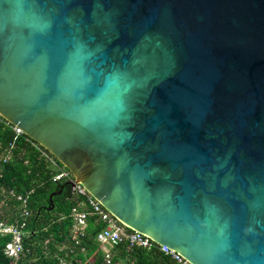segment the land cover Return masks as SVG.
Masks as SVG:
<instances>
[{
	"label": "water",
	"instance_id": "water-1",
	"mask_svg": "<svg viewBox=\"0 0 264 264\" xmlns=\"http://www.w3.org/2000/svg\"><path fill=\"white\" fill-rule=\"evenodd\" d=\"M0 117L188 264H264V0H0Z\"/></svg>",
	"mask_w": 264,
	"mask_h": 264
},
{
	"label": "trees",
	"instance_id": "trees-1",
	"mask_svg": "<svg viewBox=\"0 0 264 264\" xmlns=\"http://www.w3.org/2000/svg\"><path fill=\"white\" fill-rule=\"evenodd\" d=\"M25 139V136L17 138L8 155L14 135L11 129L0 126V203L3 191H13L22 196L27 194V208L31 214L26 235L22 239L24 253L17 261L3 254L11 237L0 236V264H62V261L66 264H107L94 240L101 227H95L91 221H88L86 239L82 245L84 253H80V250L69 253L66 241L71 222L68 215L73 205L68 200L69 187L65 183L55 185L51 182V169L38 159V153ZM7 156L9 160L3 162ZM60 191L61 194H58ZM17 205L11 202L8 208L0 207V222L10 225L19 221ZM109 264L174 263L157 248L147 251L121 244L110 249Z\"/></svg>",
	"mask_w": 264,
	"mask_h": 264
},
{
	"label": "built area",
	"instance_id": "built-area-1",
	"mask_svg": "<svg viewBox=\"0 0 264 264\" xmlns=\"http://www.w3.org/2000/svg\"><path fill=\"white\" fill-rule=\"evenodd\" d=\"M0 126L11 129L14 135L13 144L10 145L8 150V155H10V151L13 149L16 139L25 135L21 130L11 126L1 117ZM25 141L36 150L38 153V159L43 161L48 169H51L53 173L51 176V182L55 185L65 183L69 187L68 200L73 205L68 215L71 226L66 242L69 244L67 249H69L70 254L74 253L76 250H80V253H84L82 245L84 244V239H86L88 221H91L95 227H101V230L96 234L94 240L99 245V250L104 255V262L107 264L110 263V253L105 252L104 248L110 247L112 249L121 244H126L129 248H138L147 251L157 248L162 255L168 257L175 264H188L174 251L164 246L159 247L148 237L133 232L123 226L118 220L104 210L101 204L95 200L86 189L79 184V182H75V178L72 174L46 150L27 137ZM7 160H9L8 156L3 162H6ZM2 201L6 202V204L11 202L18 204L17 213L19 214V221L16 220L14 224L10 225L0 222V236L11 237V240L6 243L4 247L3 254L5 257L15 262L24 253L22 239L26 235L25 229L27 227V221L31 216L27 208V194L22 196L16 195L13 191H3ZM61 263L66 264L64 261Z\"/></svg>",
	"mask_w": 264,
	"mask_h": 264
},
{
	"label": "rangeland",
	"instance_id": "rangeland-1",
	"mask_svg": "<svg viewBox=\"0 0 264 264\" xmlns=\"http://www.w3.org/2000/svg\"><path fill=\"white\" fill-rule=\"evenodd\" d=\"M0 207H3V208H8V204H6V202H4V201H2L1 203H0ZM110 247H105L104 248V251L105 252H107V253H110ZM91 261V260H90Z\"/></svg>",
	"mask_w": 264,
	"mask_h": 264
},
{
	"label": "crops",
	"instance_id": "crops-1",
	"mask_svg": "<svg viewBox=\"0 0 264 264\" xmlns=\"http://www.w3.org/2000/svg\"><path fill=\"white\" fill-rule=\"evenodd\" d=\"M137 249V248H136ZM172 263H174L173 261H172ZM175 264V263H174Z\"/></svg>",
	"mask_w": 264,
	"mask_h": 264
}]
</instances>
